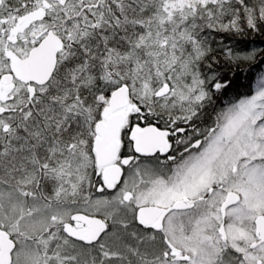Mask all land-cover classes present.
<instances>
[{
  "label": "snow or ice",
  "instance_id": "1",
  "mask_svg": "<svg viewBox=\"0 0 264 264\" xmlns=\"http://www.w3.org/2000/svg\"><path fill=\"white\" fill-rule=\"evenodd\" d=\"M0 264H264V0H0Z\"/></svg>",
  "mask_w": 264,
  "mask_h": 264
}]
</instances>
